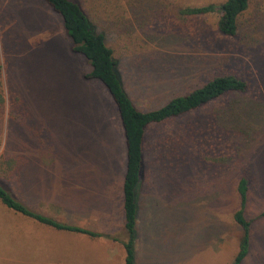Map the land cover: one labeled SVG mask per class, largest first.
<instances>
[{
	"label": "rangeland",
	"instance_id": "1",
	"mask_svg": "<svg viewBox=\"0 0 264 264\" xmlns=\"http://www.w3.org/2000/svg\"><path fill=\"white\" fill-rule=\"evenodd\" d=\"M77 1L142 110L218 75L248 83L147 130L137 264H232L242 177L247 219L262 215L242 264H264V0H250L235 36L219 33V12L180 13L225 0ZM89 70L46 0H0V178L37 211L104 235L23 220L0 202V264H125V135L105 86L82 78Z\"/></svg>",
	"mask_w": 264,
	"mask_h": 264
},
{
	"label": "trees",
	"instance_id": "2",
	"mask_svg": "<svg viewBox=\"0 0 264 264\" xmlns=\"http://www.w3.org/2000/svg\"><path fill=\"white\" fill-rule=\"evenodd\" d=\"M47 4L63 20L67 35L72 40V51L83 55L90 70L83 74L86 81H100L111 95L124 130L127 164L123 181L124 229L127 239L125 264H137L136 241L139 224V189L145 150V138L151 125L162 124L169 120L192 113L206 104L229 93H243L248 83L234 74L218 75L189 93L177 95L157 108L142 110L136 106L127 92L118 72L117 59L113 48L108 45L106 34L99 30L92 15L77 0H46ZM250 0H225L221 3H209L190 6L180 11L187 17H200L219 12L217 22L219 33L235 36L240 27V18L248 9ZM4 96L0 94V104ZM240 195V208L234 213V219L242 228L238 251L232 264H242L250 251L251 227L255 219H247L245 208L248 200V180L242 177L237 187ZM0 202L15 213L31 218L41 224L60 231L81 233L90 237H102V233L84 226L58 220L32 209L17 197L0 178Z\"/></svg>",
	"mask_w": 264,
	"mask_h": 264
},
{
	"label": "crops",
	"instance_id": "3",
	"mask_svg": "<svg viewBox=\"0 0 264 264\" xmlns=\"http://www.w3.org/2000/svg\"><path fill=\"white\" fill-rule=\"evenodd\" d=\"M25 202V201H24ZM26 203V202H25ZM27 204V203H26ZM28 205V204H27ZM28 206H30V205H28ZM31 207V206H30ZM7 208V207H6ZM32 209H34V210H36L35 208H33V207H31ZM8 209V208H7ZM10 212H13L15 215H17V216H19L20 218H22L23 220L24 219H26V220H28V219H31V218H28V217H26V216H23V215H21V214H18V213H15L14 211H12V210H10V209H8ZM2 213H0V215H1ZM33 220V219H32ZM35 221V220H34ZM37 222V221H36ZM22 227H21V231L22 232H25V236H29V235H33V228H29L28 226H26V225H21Z\"/></svg>",
	"mask_w": 264,
	"mask_h": 264
}]
</instances>
